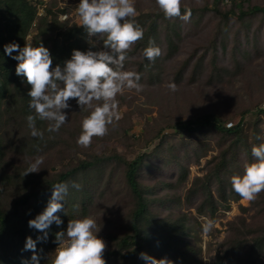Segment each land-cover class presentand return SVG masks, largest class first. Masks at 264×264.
I'll return each instance as SVG.
<instances>
[{"label":"trees","instance_id":"1","mask_svg":"<svg viewBox=\"0 0 264 264\" xmlns=\"http://www.w3.org/2000/svg\"><path fill=\"white\" fill-rule=\"evenodd\" d=\"M219 1L214 0L212 9L174 10L168 5L156 12L134 3L127 5V12L121 16L102 15L116 2L88 17L61 21L59 17L68 12L66 9L54 11L45 6L38 15L37 5L30 0H0V264L42 260L61 244L77 221L88 218L96 196H104L117 180L129 197L122 232L98 237L107 243L106 249L78 253L65 264H201L187 214H162L181 208L180 197L162 192L186 181L188 165L179 155L183 142H171L161 129L153 147L132 158L113 148L108 154L82 151L63 164V153L56 149L70 147L68 143L75 142L85 128L61 133L64 128L51 110L62 94L81 109L84 90L102 84L127 62L134 66L136 83L162 82L166 62L178 52L182 17L207 10L221 14ZM36 3L43 5L42 0ZM237 8L240 18L264 14V6L243 11L238 4ZM221 15L227 19L234 11ZM128 42L131 45L126 47ZM193 57L181 63L177 80ZM202 61L203 57L197 58L193 75ZM212 64L216 66L214 59ZM34 76L40 78L45 91ZM258 112L264 113V109ZM175 126L187 135L208 129L232 138L219 154L218 163L204 175L201 187L188 189L187 203L201 196L195 208L199 215L213 218L220 203L228 205L230 200L238 201L249 194L237 190L236 177L227 180L226 174L230 153L247 138L241 120L226 126L218 116L206 114ZM55 153L60 154L59 160L53 158ZM43 156V162L32 161ZM53 162L61 164L59 169ZM213 186L218 198L211 191ZM243 248L247 252L241 264H259L264 254V230L245 247L235 243L227 247L213 264H235L234 257Z\"/></svg>","mask_w":264,"mask_h":264},{"label":"rangeland","instance_id":"2","mask_svg":"<svg viewBox=\"0 0 264 264\" xmlns=\"http://www.w3.org/2000/svg\"><path fill=\"white\" fill-rule=\"evenodd\" d=\"M30 1L37 5L38 15H41L45 6L54 11L66 9L69 14L89 0H42L43 5H38L36 0ZM213 2L120 0L102 15L121 16L127 12V5L134 3L143 10L156 12L164 11L168 5L174 10L179 7L200 10L205 6L212 9ZM238 4L246 11L252 6H264V0L219 1L217 10L221 14L234 11L227 19L212 10L182 17L178 52L166 62L162 82L136 83L134 66L127 62L102 84L84 90L80 95L83 99L81 109L62 94L51 110V115L56 116L64 128L61 133L67 135L72 130L85 128L84 133L80 131L76 136L75 142L68 143L70 147L56 149L63 153V164L78 157L82 151L108 154L113 148L132 158L138 152L151 149L161 129L168 133L171 142H183L179 155L188 165L186 181L174 190L162 192L180 197L181 208L174 207L162 214L164 217L175 216L178 212L187 214L191 220L190 236L201 264H213L215 257L234 243L243 247L251 244L264 230V113L258 112L264 109V14L240 18ZM169 19L170 23L174 21L173 16ZM165 25L164 22L161 24L162 30ZM30 38L31 35L26 41ZM130 45L128 42L126 47ZM191 55L194 57L187 71L177 80L179 66ZM199 57H203L201 68L193 75ZM34 81L45 91L38 76H34ZM206 114L218 116L226 126L241 120L247 137L230 153L226 174L227 180L236 177L237 190L249 194L238 201L230 200L228 205L220 203L213 218L196 212L201 196L192 197L188 203L185 197L193 185L201 187L204 175L218 163L219 154L232 138L208 129L187 135L175 126ZM53 158L59 160L60 154L55 153ZM39 159L43 162L45 156L32 161ZM54 164L56 169L61 166ZM216 190V186L211 188L214 197L218 198ZM128 209L129 197L117 180L104 196H96L88 218L77 221L76 227L71 228L60 245L51 249L42 260L28 264H65L78 253L106 249L107 243L98 237L122 232V216ZM239 252L234 257L235 264H241L247 248ZM259 264H264V254Z\"/></svg>","mask_w":264,"mask_h":264},{"label":"built area","instance_id":"3","mask_svg":"<svg viewBox=\"0 0 264 264\" xmlns=\"http://www.w3.org/2000/svg\"><path fill=\"white\" fill-rule=\"evenodd\" d=\"M116 2H118V0H89L88 3L75 7L69 14L68 12L61 14L60 20H79L100 12L109 6L114 5Z\"/></svg>","mask_w":264,"mask_h":264}]
</instances>
